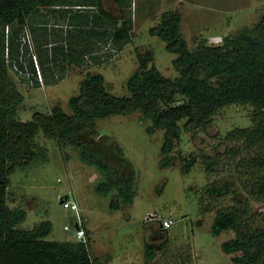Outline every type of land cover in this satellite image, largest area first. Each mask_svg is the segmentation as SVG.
<instances>
[{
    "label": "trees",
    "instance_id": "1",
    "mask_svg": "<svg viewBox=\"0 0 264 264\" xmlns=\"http://www.w3.org/2000/svg\"><path fill=\"white\" fill-rule=\"evenodd\" d=\"M114 1L122 4V0ZM180 21L179 13L165 12L161 22L149 28L151 35L165 41L167 51L177 55L174 78L165 77L153 64L148 67L153 62L151 50L137 52L138 67L125 84L128 95L112 94L102 73L86 70L78 93L69 98L71 112L54 105L50 112L34 111L29 120H21L16 111L23 95L10 69L26 83L39 86L36 56L45 83L57 82L69 65L88 68L90 63H101L103 57L111 58L131 40L132 22L124 16L120 21V16L103 7L102 0H0V264H99L88 239L49 240L50 222L24 229L20 224L26 210L8 205L10 175L47 157L41 137L61 149H75L81 162L101 172L95 190L110 196L111 211L133 203L135 174L126 171L124 159L110 160L93 141L78 136L82 131L97 135L98 118L140 111L142 120L151 121L150 134L163 130L161 165L168 166L182 131L204 129L227 105H250L255 109L252 125L227 134L226 141L241 143L226 153L232 159L240 147L253 155L238 168L242 164L264 168V13L257 23L226 36L222 44L202 41L193 48L181 34ZM179 159L185 170L196 162L195 157L181 154ZM216 164L207 163L205 170ZM249 189L264 200V177ZM202 193L208 199L234 194L233 205L216 210L211 233L234 232L221 248L236 264H264V228L247 227L246 209L231 183L210 184ZM202 196L201 209L209 210L210 203L205 205ZM161 246L162 242L146 243L145 259L153 258Z\"/></svg>",
    "mask_w": 264,
    "mask_h": 264
},
{
    "label": "rangeland",
    "instance_id": "2",
    "mask_svg": "<svg viewBox=\"0 0 264 264\" xmlns=\"http://www.w3.org/2000/svg\"><path fill=\"white\" fill-rule=\"evenodd\" d=\"M102 4L108 12L120 16V21L122 16L131 20V40L111 58L103 57L101 63H90L88 68L67 66L54 83H45L36 56L33 58L39 86L26 83L10 69L23 95L17 118L29 120L34 111L47 113L54 105L71 112L69 98L78 93L86 70L102 73L112 94L128 95L125 84L138 67L137 52L151 50L153 62L148 67L153 64L165 77L177 76L173 67L177 55L166 50L163 39L149 33V28L158 25L165 12L179 13L180 31L190 48L202 41L207 45L222 44L226 36L257 23L264 13V0H122L121 5L114 0H102ZM254 110L250 105H227L204 129L194 133L182 131L168 166L161 165L163 130L150 134L147 127L151 121L142 120L140 111L98 118L97 135L82 131L78 136L93 141L108 159H124L126 171L133 170L135 174L133 203L112 211L110 196L95 190L102 180L101 172L81 162L75 149H61L54 141L41 137L47 157L38 158L10 175L8 205L26 210L20 224L24 229L50 222L49 240L74 241L75 222L79 219L99 264H236L231 254L221 248V243L233 238L234 232L228 230L215 236L211 233L216 210L233 205L234 194L208 199L202 192L210 184L221 186L229 181L246 209L247 227L264 228V200L252 195L249 189L264 177V168L247 164L240 167L253 155L240 147L232 159L226 153L227 148L241 143L226 141L227 134L235 128L251 126ZM179 154L195 157L196 162L185 170ZM210 162L217 164L206 171L205 165ZM201 194L204 204L210 203L209 210L201 209ZM61 198L76 202L78 208L63 206ZM149 214L171 217L172 224L162 231ZM148 242H162L150 260L144 256Z\"/></svg>",
    "mask_w": 264,
    "mask_h": 264
},
{
    "label": "built area",
    "instance_id": "3",
    "mask_svg": "<svg viewBox=\"0 0 264 264\" xmlns=\"http://www.w3.org/2000/svg\"><path fill=\"white\" fill-rule=\"evenodd\" d=\"M62 204L65 207H70L71 209H77L78 205L76 202H70L68 200V198H64L62 199ZM155 222H157L160 230L164 231L167 230L171 224H172V218L165 216H159V215H154V214H149ZM65 230H68V226H64ZM73 238H75V240H86V233H85V229L83 228L81 221L79 219H77V221L75 222V229H74V233H73Z\"/></svg>",
    "mask_w": 264,
    "mask_h": 264
}]
</instances>
